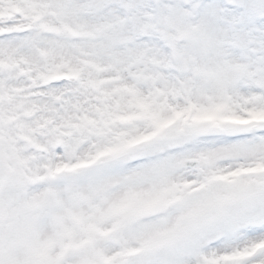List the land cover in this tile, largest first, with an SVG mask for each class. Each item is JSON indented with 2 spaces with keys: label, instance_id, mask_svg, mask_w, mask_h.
<instances>
[{
  "label": "snow or ice",
  "instance_id": "1",
  "mask_svg": "<svg viewBox=\"0 0 264 264\" xmlns=\"http://www.w3.org/2000/svg\"><path fill=\"white\" fill-rule=\"evenodd\" d=\"M0 264H264V0H0Z\"/></svg>",
  "mask_w": 264,
  "mask_h": 264
}]
</instances>
